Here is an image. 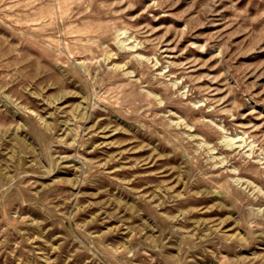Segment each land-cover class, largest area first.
I'll return each instance as SVG.
<instances>
[{
    "label": "rangeland",
    "instance_id": "rangeland-1",
    "mask_svg": "<svg viewBox=\"0 0 264 264\" xmlns=\"http://www.w3.org/2000/svg\"><path fill=\"white\" fill-rule=\"evenodd\" d=\"M0 264H264V0H0Z\"/></svg>",
    "mask_w": 264,
    "mask_h": 264
}]
</instances>
